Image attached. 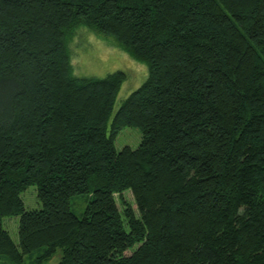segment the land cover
<instances>
[{"label":"trees","instance_id":"16d2710c","mask_svg":"<svg viewBox=\"0 0 264 264\" xmlns=\"http://www.w3.org/2000/svg\"><path fill=\"white\" fill-rule=\"evenodd\" d=\"M79 27L147 67L118 106L124 71L74 73ZM124 127L140 141L117 150ZM58 249L55 264H264V0H0V260Z\"/></svg>","mask_w":264,"mask_h":264},{"label":"rangeland","instance_id":"374dc122","mask_svg":"<svg viewBox=\"0 0 264 264\" xmlns=\"http://www.w3.org/2000/svg\"><path fill=\"white\" fill-rule=\"evenodd\" d=\"M69 48L70 54L72 55L71 62L73 64L74 73L77 76L104 77L106 74L117 70H122L126 73L127 78L123 82L118 93L116 106H118L120 102L147 77V67L145 64L132 59L127 53L114 44L96 37L93 32L85 27H79L76 30L74 37L69 43ZM139 141L140 133L136 128L124 127L117 134L114 140V146L117 150H120L124 146L135 148ZM20 196L26 209L41 208L40 202L36 199V187L34 185L28 186ZM123 197L130 202L135 209L131 193L125 192L123 193ZM117 205L119 208H122L119 200H117ZM84 207L85 202L81 198H78L75 200L72 210L80 216ZM2 226L8 231L12 241L17 245L18 217H4ZM35 256L36 252L31 255H25L24 264H29ZM60 256L61 250L58 249L45 264H55L58 262ZM4 261V258H2L0 264Z\"/></svg>","mask_w":264,"mask_h":264}]
</instances>
